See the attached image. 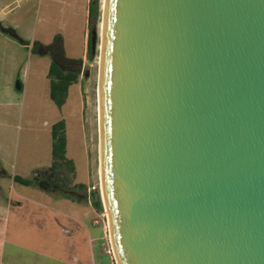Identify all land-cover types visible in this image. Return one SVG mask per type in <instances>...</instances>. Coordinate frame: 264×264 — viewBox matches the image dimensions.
Masks as SVG:
<instances>
[{"label":"water","instance_id":"obj_1","mask_svg":"<svg viewBox=\"0 0 264 264\" xmlns=\"http://www.w3.org/2000/svg\"><path fill=\"white\" fill-rule=\"evenodd\" d=\"M104 1L100 198L115 264H264V0ZM60 46V67L83 64Z\"/></svg>","mask_w":264,"mask_h":264},{"label":"rangeland","instance_id":"obj_2","mask_svg":"<svg viewBox=\"0 0 264 264\" xmlns=\"http://www.w3.org/2000/svg\"><path fill=\"white\" fill-rule=\"evenodd\" d=\"M102 1L98 0V15L91 19L89 17L90 0L87 3H84L85 0H30L29 26L18 28V31L24 33L29 39L33 37L37 52L22 60L19 73L14 80L15 87L19 82L24 83V88L19 91V97L10 111L12 113L10 128L13 133L10 159L17 166L22 164L23 160H28V165L31 162H48L50 160V126L64 119L67 137L66 157L69 160L60 158L57 160L56 168H54L55 183L60 189L49 190L55 195H60L61 187L66 190H76L73 188L74 175H76V181L83 182L87 186L78 190L88 195L85 199L93 200L94 194L100 195L99 123L95 105H97L96 90L99 78L98 26L102 20ZM86 16L89 19L87 26L85 25ZM95 25L98 29V47L93 56L89 55L88 42L90 43L89 32ZM56 38L61 39L64 57L68 61H83V72L78 73L77 84L69 87L67 101L61 108H58L49 98V81L45 76L48 69V65H45L48 64L49 57L40 47V42L46 47L51 46ZM85 72H88L87 77L84 76ZM38 193L40 191L36 189L31 191L32 195H38ZM75 204L77 206L75 209L65 210L67 217L58 215L53 210L54 205L50 206L48 212L52 217L57 216L62 224L68 222L67 227L74 225L81 233L87 236L90 233L96 239L94 241L96 248H88L86 252L83 249L85 260L92 261L93 264H114L113 254L109 253L105 240V234L109 235V231L104 209L103 212H98L87 202ZM70 214L80 222L71 220ZM92 253H94L93 257Z\"/></svg>","mask_w":264,"mask_h":264},{"label":"crops","instance_id":"obj_3","mask_svg":"<svg viewBox=\"0 0 264 264\" xmlns=\"http://www.w3.org/2000/svg\"><path fill=\"white\" fill-rule=\"evenodd\" d=\"M87 1L85 0L84 3ZM29 5H31L30 0H0V264H93L92 261L88 262L84 259V254L88 248L93 249L96 246L94 244L96 239L90 233L88 236L81 233L74 225L67 227L68 222L64 225L57 216L52 217L48 212L50 206L54 205L53 210L58 215L67 217L65 210L75 209L77 207L75 203L87 202L95 209L93 200L75 196L72 198L62 194L55 195L41 187L24 185L13 179L14 176L33 178L36 171L47 170L53 162L51 127L55 122L50 126L51 142L48 162H31L28 165V160H23L22 164L17 166L10 159L13 145L10 111L19 97V91L24 88V83L19 82L15 87L14 80L19 73L22 60L28 55H35L33 37L29 39L24 33L18 31V28L29 26ZM88 20L86 16V26ZM10 29L14 33H11ZM40 46L45 45L40 42ZM45 55L49 57V62L45 65H48L45 76L49 81L50 94V80L47 74L52 58L48 53ZM66 101L67 98L64 104ZM62 120L65 126V158L69 160L66 157V124L65 120ZM75 176L73 186L82 185L83 188H87L83 182L76 181ZM35 189L40 191L38 195L31 194V191ZM87 196L85 194V197ZM72 211L76 212V210ZM70 215L71 220L80 222L75 216ZM93 255L94 253L92 257Z\"/></svg>","mask_w":264,"mask_h":264},{"label":"trees","instance_id":"obj_4","mask_svg":"<svg viewBox=\"0 0 264 264\" xmlns=\"http://www.w3.org/2000/svg\"><path fill=\"white\" fill-rule=\"evenodd\" d=\"M98 8H99L98 0H95V1L90 0L89 17L91 19L98 15ZM9 31L11 33H14L12 29H10ZM88 44L90 43L88 42ZM36 51L37 50L35 46L34 52ZM90 54L91 53L89 52V55ZM47 75L50 80V94H49L50 98L57 105V107H61L67 98L69 86L74 83H77L78 73L73 72V71L64 70L62 67H60L58 63H55L52 61L49 66ZM64 129H65V126H64V121L62 119L55 122L51 127V136H52L51 153H52V161H53L52 165L47 170L36 171L33 178L25 179L20 176H14L13 178L14 181L24 184V185H33V186L41 187L48 191L50 190L49 188H44V184L42 183L41 180L42 178H44L45 175H51L54 181L56 182L54 168H56L57 160L59 158L62 160H66L65 158L66 140H65ZM73 188L81 189L83 188V186L78 185ZM62 190H66V189H63L61 187L60 194H62L63 196L73 197V195L64 194ZM93 207L96 209V211L103 212V206H102L99 193L94 194Z\"/></svg>","mask_w":264,"mask_h":264},{"label":"flooded vegetation","instance_id":"obj_5","mask_svg":"<svg viewBox=\"0 0 264 264\" xmlns=\"http://www.w3.org/2000/svg\"><path fill=\"white\" fill-rule=\"evenodd\" d=\"M90 33V32H89ZM61 39L56 38V40L53 42V44L49 47H42V49H44L46 51V53H48L51 58H56L57 59V63L60 65L61 61H60V57L62 55V52L60 51L61 49ZM64 70H68V71H73L76 73H82L83 72V64L81 66L79 65H70V64H65L64 66H61ZM42 183L44 184V188H49V189H54V188H59L54 179L52 178L51 175H45L44 178H42ZM60 189V188H59ZM76 192L78 193L77 195H81L82 198H85V194L81 193L80 191H78L79 189L75 188ZM77 197V196H75ZM78 198V197H77Z\"/></svg>","mask_w":264,"mask_h":264},{"label":"bare ground","instance_id":"obj_6","mask_svg":"<svg viewBox=\"0 0 264 264\" xmlns=\"http://www.w3.org/2000/svg\"><path fill=\"white\" fill-rule=\"evenodd\" d=\"M105 1L103 0L102 1V10H103V8H104V6H105ZM100 28H99V30H100V33H101V27H102V23L100 22ZM98 65H99V58H98V63H97ZM99 76V75H98ZM97 76V77H98ZM97 83V82H96ZM96 90V89H95ZM96 96H97V105H95L96 107H97V115H98V123H99V114H100V87H99V84H98V87H97V90H96ZM99 138V137H98ZM98 151H99V162H100V143H98ZM98 173H99V177H100V164H99V166H98ZM101 187V186H100ZM101 189V188H100ZM103 197V196H102ZM107 217V216H106Z\"/></svg>","mask_w":264,"mask_h":264},{"label":"built area","instance_id":"obj_7","mask_svg":"<svg viewBox=\"0 0 264 264\" xmlns=\"http://www.w3.org/2000/svg\"><path fill=\"white\" fill-rule=\"evenodd\" d=\"M105 240H106V242H107V245H108V251H109V253H111L112 254V250H111V248H110V244H109V241H110V239H109V235H106L105 234Z\"/></svg>","mask_w":264,"mask_h":264}]
</instances>
